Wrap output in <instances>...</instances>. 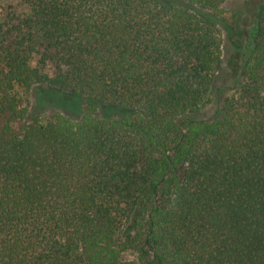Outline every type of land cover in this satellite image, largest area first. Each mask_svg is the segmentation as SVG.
<instances>
[{
    "label": "trees",
    "instance_id": "obj_1",
    "mask_svg": "<svg viewBox=\"0 0 264 264\" xmlns=\"http://www.w3.org/2000/svg\"><path fill=\"white\" fill-rule=\"evenodd\" d=\"M16 1L0 264H264V0Z\"/></svg>",
    "mask_w": 264,
    "mask_h": 264
},
{
    "label": "rangeland",
    "instance_id": "obj_2",
    "mask_svg": "<svg viewBox=\"0 0 264 264\" xmlns=\"http://www.w3.org/2000/svg\"><path fill=\"white\" fill-rule=\"evenodd\" d=\"M244 1L247 2L248 0H228L222 8L225 15L228 17L233 11H237ZM16 2V0H0V8L7 5H16ZM250 6L251 4L249 3L247 7L251 8ZM228 41L226 34H222L223 54H226L231 50ZM32 104L37 107L41 105V102H38L37 93L35 92H33L32 95Z\"/></svg>",
    "mask_w": 264,
    "mask_h": 264
}]
</instances>
